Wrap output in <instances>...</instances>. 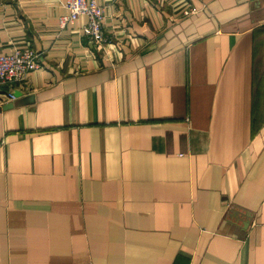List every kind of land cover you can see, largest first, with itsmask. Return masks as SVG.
<instances>
[{
	"label": "crops",
	"instance_id": "1",
	"mask_svg": "<svg viewBox=\"0 0 264 264\" xmlns=\"http://www.w3.org/2000/svg\"><path fill=\"white\" fill-rule=\"evenodd\" d=\"M98 1L0 0V264H264V0Z\"/></svg>",
	"mask_w": 264,
	"mask_h": 264
},
{
	"label": "built area",
	"instance_id": "2",
	"mask_svg": "<svg viewBox=\"0 0 264 264\" xmlns=\"http://www.w3.org/2000/svg\"><path fill=\"white\" fill-rule=\"evenodd\" d=\"M68 14L60 18L62 28L74 25L81 17L86 19L82 26L83 34L90 39L94 47L102 49L113 42L112 35L106 31L105 6L98 0H64ZM42 66L41 54L33 47L15 46L0 55V85L9 87L0 93V105L13 101L16 94L13 89L23 84L30 73Z\"/></svg>",
	"mask_w": 264,
	"mask_h": 264
},
{
	"label": "water",
	"instance_id": "3",
	"mask_svg": "<svg viewBox=\"0 0 264 264\" xmlns=\"http://www.w3.org/2000/svg\"><path fill=\"white\" fill-rule=\"evenodd\" d=\"M15 94H16V97L19 96V95H21V91H16ZM12 106H13V103L9 102V103H6L5 105H3V108L4 109H8V108H10Z\"/></svg>",
	"mask_w": 264,
	"mask_h": 264
}]
</instances>
